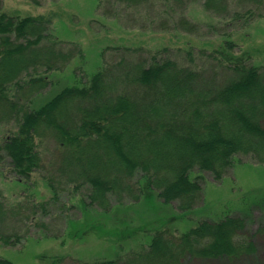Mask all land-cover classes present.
Segmentation results:
<instances>
[{
    "label": "trees",
    "instance_id": "16d2710c",
    "mask_svg": "<svg viewBox=\"0 0 264 264\" xmlns=\"http://www.w3.org/2000/svg\"><path fill=\"white\" fill-rule=\"evenodd\" d=\"M107 1L115 21L118 8L151 9L162 3L170 7L163 13L171 19L174 9L183 11L198 0ZM204 7L221 20L238 22L245 15L255 17L254 8H264V0H205ZM52 18L51 13L21 17L0 0V121L18 126L0 146L11 172L28 181L35 171L45 170L39 142L48 139L56 146L53 178L47 180L55 196L58 185L85 187L87 206L108 214L111 199L137 205L150 200L145 199L150 191L162 204L175 203L181 217H196L184 234L157 229L139 254L95 264H127L125 259L129 264H260L247 233L248 210L243 217L212 221L200 209L203 172L223 179L237 157L264 162V68L247 65L246 54H234L236 44L229 36L203 53L210 62L207 69L190 65L191 52L178 61L169 48L149 53L118 46L110 56L106 48L102 68L87 82L54 92L32 109L28 99L47 89L48 73L61 72L83 53L74 42L69 49L57 37ZM177 19L174 26L165 20L160 27L195 34L187 17ZM27 89L33 95L23 104ZM260 202L263 206L264 197ZM2 209L10 213L0 194ZM257 232L264 236L263 223ZM2 240L15 245L19 237ZM0 264L14 263L0 258Z\"/></svg>",
    "mask_w": 264,
    "mask_h": 264
},
{
    "label": "rangeland",
    "instance_id": "374dc122",
    "mask_svg": "<svg viewBox=\"0 0 264 264\" xmlns=\"http://www.w3.org/2000/svg\"><path fill=\"white\" fill-rule=\"evenodd\" d=\"M1 1L4 9L17 12L21 17L51 13L57 37L67 42V48L72 49L70 42H74L83 52L61 72L48 73L47 89L28 99L27 104L32 109L43 106L54 92L87 82L102 68L101 55L106 48L109 56L118 46L143 48L149 53L169 48L174 60L178 61H182L179 56L191 52L190 58L194 62L191 61L190 65L195 69H207L210 62L203 53L218 48L225 36H229L236 44L234 54H246L247 65L264 68L262 7L254 8L255 17L245 15L236 22L221 20L206 11L205 0H198L183 11L174 9L171 19L163 13L170 7L156 3L151 9L118 8L119 19L113 21L107 0L102 4L100 0H38L39 4L32 0ZM231 6L234 10L233 2ZM106 11L108 15L103 14ZM179 16L187 17L196 26L195 34H187L179 27L167 30L160 27L165 20L174 26ZM40 72L44 75L45 70ZM24 93L23 104L33 95L29 89ZM17 130V123L0 121V146L8 135ZM39 146L45 153L41 165H47V168L32 173L28 181L12 173L9 160H4V154L0 153V194L10 211L2 209L4 222L0 223V258L14 264H95L139 254L157 229L184 234L194 227L192 221L195 216L187 214L181 217L175 203L162 204L150 191H146L149 195L145 197H150V200L142 199L137 205H131V200H124L120 205L111 199L112 209L108 214H100L102 212L96 207L87 206L88 190L85 187L76 189L75 184L68 183L58 185L55 196L47 180L53 178V151L56 146L48 139L40 141ZM237 159L223 179H217L209 172L201 174L204 203L200 210L205 215L199 213L205 219L216 221L226 215L243 217L248 210L252 215L247 228L249 240L252 238L255 242L258 260L264 264V236L257 232L260 224H264V205L261 206L260 202L264 197V162L242 157ZM162 223L166 224L165 227L157 228ZM18 237L15 245L5 244L2 240L8 238L12 242ZM124 261L130 263V259ZM184 262L210 264L199 260Z\"/></svg>",
    "mask_w": 264,
    "mask_h": 264
}]
</instances>
